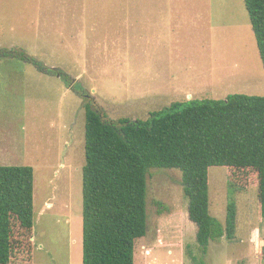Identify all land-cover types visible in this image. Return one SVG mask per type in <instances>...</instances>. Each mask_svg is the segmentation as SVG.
<instances>
[{"label": "rangeland", "instance_id": "374dc122", "mask_svg": "<svg viewBox=\"0 0 264 264\" xmlns=\"http://www.w3.org/2000/svg\"><path fill=\"white\" fill-rule=\"evenodd\" d=\"M232 94L264 96L244 0H0V165L34 169L32 246L10 264H83L85 103L118 123ZM209 193L237 230L203 254L182 172L151 168L135 264H264L258 173L213 166Z\"/></svg>", "mask_w": 264, "mask_h": 264}, {"label": "trees", "instance_id": "16d2710c", "mask_svg": "<svg viewBox=\"0 0 264 264\" xmlns=\"http://www.w3.org/2000/svg\"><path fill=\"white\" fill-rule=\"evenodd\" d=\"M244 2L264 67V0ZM85 120L83 264H135L136 243L147 234L151 168L182 172L203 254L211 241L232 240L237 230L235 201L227 206L224 224L210 213L211 167L258 173L264 221V96L173 102L147 121L118 123L85 103ZM34 224L33 167L0 165V264H10L17 250L32 246L23 237L31 238Z\"/></svg>", "mask_w": 264, "mask_h": 264}]
</instances>
